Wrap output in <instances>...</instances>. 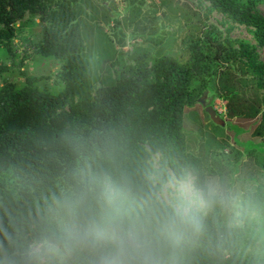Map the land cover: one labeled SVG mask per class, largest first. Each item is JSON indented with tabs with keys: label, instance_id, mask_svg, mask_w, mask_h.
<instances>
[{
	"label": "trees",
	"instance_id": "obj_1",
	"mask_svg": "<svg viewBox=\"0 0 264 264\" xmlns=\"http://www.w3.org/2000/svg\"><path fill=\"white\" fill-rule=\"evenodd\" d=\"M203 1L249 27L264 53L262 0ZM68 7L52 0H0V41L8 46L14 24L26 14L38 16L42 38L35 51L61 60L56 75L63 82L56 94L30 80L18 88L7 81L0 86V264H33L27 249L47 218L78 180L102 168L136 185L170 173L215 182L221 166L212 167L207 151L203 154L212 143L233 153L221 168L229 174V189L238 182L234 208L227 218L211 212L205 217L202 234L187 243L181 264H264V99L259 95L264 54L242 40L235 44L210 25L187 45L185 62L170 55L150 62L142 52L113 83L93 89L76 12ZM4 69L0 64V73ZM250 88L252 99L246 97ZM206 91L220 93L228 116L246 129L231 146L225 141L231 126L213 123L220 138L199 141L194 153L189 133L198 125V99ZM58 264L100 262L84 254Z\"/></svg>",
	"mask_w": 264,
	"mask_h": 264
},
{
	"label": "rangeland",
	"instance_id": "obj_2",
	"mask_svg": "<svg viewBox=\"0 0 264 264\" xmlns=\"http://www.w3.org/2000/svg\"><path fill=\"white\" fill-rule=\"evenodd\" d=\"M178 1L179 3L174 0H52V5L62 2L72 12H76L75 23L79 27L86 58L89 60L93 89L113 83L133 64L134 56L142 52L147 54L146 59L150 62L162 55H170L179 62H185L188 58L187 45L210 25L217 26L222 36H230L235 44L237 40H242L254 45L256 53L263 56V49L249 27L211 10L207 1ZM258 8L264 14V0L259 3ZM42 26L38 16L26 14L14 24L15 34L8 46L0 41V64L6 66L0 73V86L7 81L18 88L28 84L30 80L32 86L54 94L62 90L63 82L56 75L61 68V60L35 51L36 43L42 38ZM203 95L206 103L213 106L217 114L228 122L227 126H231V132L234 133L226 134L225 141L234 145L232 138H236L246 128L241 127L243 125L236 117L228 116L226 99L220 93L206 91L199 97ZM259 95L264 99V90L261 89ZM246 97H255L251 88L247 90ZM202 109V105L196 108L198 125L189 133V149L194 153L199 149V141L204 144L211 136L220 138L213 128V122L203 114ZM229 150V146L221 148L212 143L205 145L203 154L207 151V159L212 167H222L234 157ZM157 160V154L153 155L155 166L158 165ZM221 167V174H216L214 181L221 185L222 180V187L233 196L232 190L238 186V182L236 180L235 187L229 189L228 178H225L229 174L226 167ZM187 177L193 179L190 174Z\"/></svg>",
	"mask_w": 264,
	"mask_h": 264
},
{
	"label": "clouds",
	"instance_id": "obj_3",
	"mask_svg": "<svg viewBox=\"0 0 264 264\" xmlns=\"http://www.w3.org/2000/svg\"><path fill=\"white\" fill-rule=\"evenodd\" d=\"M232 194L215 182L176 174L136 185L102 168L58 203L27 249L33 264H58L87 254L100 264H181L211 212L230 217Z\"/></svg>",
	"mask_w": 264,
	"mask_h": 264
},
{
	"label": "water",
	"instance_id": "obj_4",
	"mask_svg": "<svg viewBox=\"0 0 264 264\" xmlns=\"http://www.w3.org/2000/svg\"><path fill=\"white\" fill-rule=\"evenodd\" d=\"M198 102L202 105L204 111L208 114L209 118L211 119V121L214 123V124H217V125H220V126H224L226 123H228L227 121H225L223 118H221L215 108L211 105H208L206 103V100H205V96H200L199 99H198Z\"/></svg>",
	"mask_w": 264,
	"mask_h": 264
}]
</instances>
